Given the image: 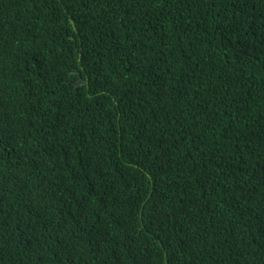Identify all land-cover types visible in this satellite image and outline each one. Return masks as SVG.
I'll use <instances>...</instances> for the list:
<instances>
[{
  "label": "trees",
  "instance_id": "16d2710c",
  "mask_svg": "<svg viewBox=\"0 0 264 264\" xmlns=\"http://www.w3.org/2000/svg\"><path fill=\"white\" fill-rule=\"evenodd\" d=\"M10 25L0 264H264V0H0Z\"/></svg>",
  "mask_w": 264,
  "mask_h": 264
},
{
  "label": "clouds",
  "instance_id": "9594fccd",
  "mask_svg": "<svg viewBox=\"0 0 264 264\" xmlns=\"http://www.w3.org/2000/svg\"><path fill=\"white\" fill-rule=\"evenodd\" d=\"M116 1H118V0H116ZM227 2H228L229 9H230V13L231 14L234 13V11H235V9L237 7L236 3L230 2V1H227ZM18 38H21V37L17 36L13 32V30L11 28V25L7 26V27H4L0 31V43H9V42H12V41H14V40H16ZM113 90H115V89L113 88ZM111 92H109L107 96H110ZM251 114L257 120L261 119V118H264V108L263 107H255L252 110ZM247 120H248V118H247ZM244 124L248 125V121L244 122ZM170 160H175L176 163H177V158H174L172 155H170L168 153V151H164V152L161 153V165H164L167 161H170ZM178 167H179V169L181 170L182 173L187 174L192 179L193 188L183 192L180 195V198L178 200L177 205L180 206V207L193 208V209H204V208H207L208 205L206 204V201H205L204 197L202 196V194L200 193V191H199L197 186L200 184V178L201 177L205 178V176L207 174H210V175H212L214 177L215 174H216L215 173V169L212 170V171H205V170L202 171V170L196 168L195 166H193L191 163H189L187 161H185L184 165L178 166ZM241 174H243L246 178H248L245 173L241 172ZM6 181H7V178H5L3 176H0V184L5 183ZM40 196H41V194L37 195V201L40 198ZM54 213H55V211L50 208V216L53 215ZM63 242L67 246L71 247L70 246V241L65 236L63 237ZM73 245H75L74 242H73Z\"/></svg>",
  "mask_w": 264,
  "mask_h": 264
}]
</instances>
